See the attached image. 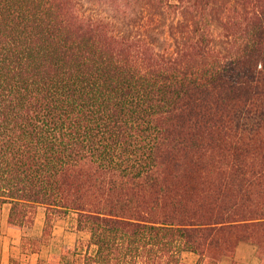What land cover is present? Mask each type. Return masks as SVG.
<instances>
[{"label": "trees", "instance_id": "16d2710c", "mask_svg": "<svg viewBox=\"0 0 264 264\" xmlns=\"http://www.w3.org/2000/svg\"><path fill=\"white\" fill-rule=\"evenodd\" d=\"M123 1L0 0V210L75 213L59 264H264V0Z\"/></svg>", "mask_w": 264, "mask_h": 264}, {"label": "rangeland", "instance_id": "374dc122", "mask_svg": "<svg viewBox=\"0 0 264 264\" xmlns=\"http://www.w3.org/2000/svg\"><path fill=\"white\" fill-rule=\"evenodd\" d=\"M96 3L98 12L118 15L117 4H123V0H89ZM113 1V2H112ZM9 205H4L0 210V264H37L38 259H45L46 264H59L63 250L73 247L80 239L87 237L86 232L79 231L75 227L76 214L66 213L56 216L53 220L51 234L45 238L39 247L34 250L30 241H23V236L35 239L41 236L44 225V207L38 206L34 223L30 226H11L6 218ZM198 255L191 251L182 253L184 261L194 264ZM258 264V256L255 245L249 242H240L233 258L224 257V264Z\"/></svg>", "mask_w": 264, "mask_h": 264}, {"label": "crops", "instance_id": "0c3cea01", "mask_svg": "<svg viewBox=\"0 0 264 264\" xmlns=\"http://www.w3.org/2000/svg\"><path fill=\"white\" fill-rule=\"evenodd\" d=\"M6 222H7V218H6ZM8 224V223H7Z\"/></svg>", "mask_w": 264, "mask_h": 264}]
</instances>
